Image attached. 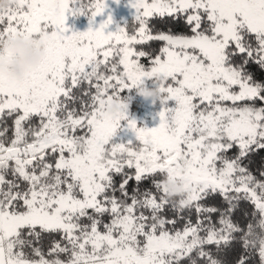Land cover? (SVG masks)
Here are the masks:
<instances>
[{
	"label": "snow or ice",
	"instance_id": "snow-or-ice-1",
	"mask_svg": "<svg viewBox=\"0 0 264 264\" xmlns=\"http://www.w3.org/2000/svg\"><path fill=\"white\" fill-rule=\"evenodd\" d=\"M127 6L115 30L95 24L106 0L0 11V43L45 50L22 79L0 71V264H264V0ZM140 84L159 90L156 126L129 115ZM165 179L183 184L178 203Z\"/></svg>",
	"mask_w": 264,
	"mask_h": 264
},
{
	"label": "clouds",
	"instance_id": "clouds-1",
	"mask_svg": "<svg viewBox=\"0 0 264 264\" xmlns=\"http://www.w3.org/2000/svg\"><path fill=\"white\" fill-rule=\"evenodd\" d=\"M14 4L15 0H0V11H5ZM0 52L4 53L0 57V71L17 80L22 79L27 70L35 68L45 55L43 43H34L31 38L20 34L6 36L0 43ZM135 90L152 104L161 99L158 88L140 84ZM117 108L115 102L108 106L109 111H116ZM163 187L169 201L178 203L186 195L182 183L165 179Z\"/></svg>",
	"mask_w": 264,
	"mask_h": 264
},
{
	"label": "rangeland",
	"instance_id": "rangeland-1",
	"mask_svg": "<svg viewBox=\"0 0 264 264\" xmlns=\"http://www.w3.org/2000/svg\"><path fill=\"white\" fill-rule=\"evenodd\" d=\"M88 0H85L87 3ZM107 7L105 13L95 18V24L98 25L108 15L112 16L113 24L109 25L108 30H115L117 25L126 27V23L130 17L133 18L134 9L127 6V0H120L117 4L114 0H106ZM66 26L74 31H84L88 27L87 18L84 16L74 17L68 16ZM125 96L129 97L128 112L129 115L136 119L138 125L153 127L158 123L156 113L159 111V102L152 104L148 100L136 93L135 89L125 91ZM138 98L141 101L140 105L136 104L137 108H132L133 100ZM130 135V133H129ZM174 182V181H173Z\"/></svg>",
	"mask_w": 264,
	"mask_h": 264
},
{
	"label": "trees",
	"instance_id": "trees-1",
	"mask_svg": "<svg viewBox=\"0 0 264 264\" xmlns=\"http://www.w3.org/2000/svg\"><path fill=\"white\" fill-rule=\"evenodd\" d=\"M133 21V18L130 17L126 23V27L127 26H130L131 23ZM150 24L154 27V30L155 29H158L159 31H173V32H181V31H184V27H183V24L182 23H175L174 22V19L173 18H154L150 21ZM138 47H143L144 50H155V49H158L160 47V44L158 42H152L150 45H146V46H138ZM142 62L145 63V65L148 64V60L147 59H142ZM254 71L257 72V76L259 77L260 76V72L258 69H256L255 67H253ZM126 92H124L125 94ZM123 94V95H124ZM125 96V95H124ZM136 104L137 105H140L141 104V101L138 100V98H135L133 100V104H132V108H137L136 107ZM231 154V153H230ZM261 155H264V153H261ZM257 159H259V157H257ZM117 181H119V177H116ZM132 183L129 184V191L132 190ZM150 186V181H144L140 187L141 188H147ZM242 207H246L248 208L249 211L252 210V206L251 205H248V204H245V205H242ZM169 216H171L172 214L171 213H168ZM105 219H107V217H105ZM181 225H177V227H180ZM45 251H46V248H45Z\"/></svg>",
	"mask_w": 264,
	"mask_h": 264
}]
</instances>
